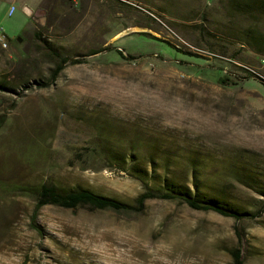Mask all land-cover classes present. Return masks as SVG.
<instances>
[{
  "label": "rangeland",
  "instance_id": "374dc122",
  "mask_svg": "<svg viewBox=\"0 0 264 264\" xmlns=\"http://www.w3.org/2000/svg\"><path fill=\"white\" fill-rule=\"evenodd\" d=\"M10 6L0 0V264H233L238 247L244 264H264V17L232 0ZM35 30L81 63L52 80ZM164 180L259 215L150 199L138 214L47 205L33 219L26 190L134 204Z\"/></svg>",
  "mask_w": 264,
  "mask_h": 264
},
{
  "label": "trees",
  "instance_id": "16d2710c",
  "mask_svg": "<svg viewBox=\"0 0 264 264\" xmlns=\"http://www.w3.org/2000/svg\"><path fill=\"white\" fill-rule=\"evenodd\" d=\"M232 4L235 7V11L240 14H244L251 19H258L259 17H264V0H232ZM42 33L40 30L34 31L33 45L36 48L39 46L42 49V53H48L47 56L52 58L54 61V68L51 72L52 80L57 78L60 73L64 70L65 66L68 64L77 65L80 64V60L70 59L67 57H62L55 47L50 46L43 40ZM116 52L121 56L125 57L122 51L116 50ZM97 54V52L92 53ZM134 58V57H130ZM224 81L223 79L221 80ZM132 171L140 175V180L144 178L145 170L140 171L138 165L132 167ZM147 173V171H146ZM142 181V180H141ZM145 187L144 193L137 196L134 204H124L121 201L112 198H106L104 196L97 195L93 192L87 191V189H77L75 191H63L55 186L51 185H41L38 188L32 187L26 189L27 192L32 194L35 199V209L33 212V219H35L37 212L42 207L47 205H52L55 207H60L69 210H77L81 207H86L90 210H103V211H115L123 213H141L145 209L146 201L150 199L157 200H172L180 201L185 203L189 208L198 211H206L217 213L225 218H232L234 220H244L254 218L259 214L257 212H243L237 211L235 209L224 208L220 203L214 200H197L191 198L189 192L185 189L169 184L164 180L163 185L159 188L150 187L147 183H143ZM161 188V189H160ZM237 240L239 246H241V238L239 231L237 232ZM233 264H244L241 248L238 247L232 252Z\"/></svg>",
  "mask_w": 264,
  "mask_h": 264
},
{
  "label": "built area",
  "instance_id": "2783aa9c",
  "mask_svg": "<svg viewBox=\"0 0 264 264\" xmlns=\"http://www.w3.org/2000/svg\"><path fill=\"white\" fill-rule=\"evenodd\" d=\"M0 42L3 43V46H5V38L4 34L2 33V29H0Z\"/></svg>",
  "mask_w": 264,
  "mask_h": 264
},
{
  "label": "water",
  "instance_id": "95a60500",
  "mask_svg": "<svg viewBox=\"0 0 264 264\" xmlns=\"http://www.w3.org/2000/svg\"><path fill=\"white\" fill-rule=\"evenodd\" d=\"M24 11H25V13H29V10L28 9H24ZM17 41L20 42L21 41V38H17Z\"/></svg>",
  "mask_w": 264,
  "mask_h": 264
},
{
  "label": "crops",
  "instance_id": "0c3cea01",
  "mask_svg": "<svg viewBox=\"0 0 264 264\" xmlns=\"http://www.w3.org/2000/svg\"><path fill=\"white\" fill-rule=\"evenodd\" d=\"M11 2V6H10V9L12 8L13 6V0H9Z\"/></svg>",
  "mask_w": 264,
  "mask_h": 264
}]
</instances>
